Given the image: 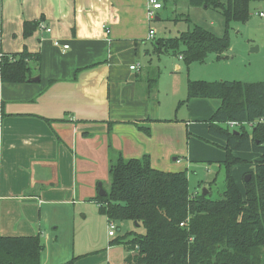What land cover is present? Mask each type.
Listing matches in <instances>:
<instances>
[{
	"label": "crops",
	"instance_id": "obj_1",
	"mask_svg": "<svg viewBox=\"0 0 264 264\" xmlns=\"http://www.w3.org/2000/svg\"><path fill=\"white\" fill-rule=\"evenodd\" d=\"M158 1L161 7L149 19L147 0H0V55L23 47L40 55L39 65L30 63L38 80H0V235L39 234L44 245L40 264H67L74 256L80 257L73 264H109L108 251L95 254L98 236L78 229L86 221L85 202H94L89 199L98 193V181L109 175V163L119 155L129 159L148 154L151 165L165 171L215 157L216 151L192 133L213 138L207 120L220 99L191 98L187 118H159L158 81L149 90L147 78V65L161 56L153 52L158 38L153 23L168 17L162 8L168 5L186 21L197 7L208 8L188 0ZM263 5L252 3L250 16H257ZM33 20L50 31L37 27L24 37L23 22ZM149 29L153 38H148ZM148 44L143 50L148 58L142 61L139 51ZM231 48L230 42L220 56L207 55L202 73L213 78L205 79H230L213 68L228 64ZM176 57L170 62L172 73L180 75L178 87L185 85L186 90L195 63L188 66L186 78L181 56ZM133 63L138 70L129 68ZM139 127H148L149 134ZM197 146L202 152H194ZM257 155L255 162L261 159ZM222 157L217 150L216 158ZM113 236L107 233L104 239Z\"/></svg>",
	"mask_w": 264,
	"mask_h": 264
},
{
	"label": "trees",
	"instance_id": "obj_2",
	"mask_svg": "<svg viewBox=\"0 0 264 264\" xmlns=\"http://www.w3.org/2000/svg\"><path fill=\"white\" fill-rule=\"evenodd\" d=\"M264 0H188L192 6L214 8L223 17V32L218 35L208 28L193 24L174 37H158L155 54L181 56L185 65L202 62L208 54L220 56L230 46L232 22L245 23L251 15V4ZM39 20L24 21L22 34L30 36ZM39 53L26 47L20 52L0 55V80L3 83L31 82ZM149 90L156 80H148ZM217 98L220 105L211 114L208 132L224 142L225 186L222 198L208 197L189 189L186 168L165 171L154 168L148 154L110 161V189L89 200L107 221L131 220L141 225L144 233L128 232L123 242L131 253L130 264H264V124L250 128L229 129V120L253 122L264 114V82L235 80H187L186 97ZM150 120V119H148ZM149 134L148 127H139ZM256 152L250 177L240 190L230 168L243 160L233 153ZM247 174V173H246ZM245 174V175H246ZM244 175V176H245ZM244 180V177H243ZM99 191V190H98ZM182 223V224H181ZM44 245L39 234L28 236L0 235V264H40ZM74 256L67 264H73Z\"/></svg>",
	"mask_w": 264,
	"mask_h": 264
},
{
	"label": "rangeland",
	"instance_id": "obj_3",
	"mask_svg": "<svg viewBox=\"0 0 264 264\" xmlns=\"http://www.w3.org/2000/svg\"><path fill=\"white\" fill-rule=\"evenodd\" d=\"M253 8L255 7L251 6L252 14L254 13ZM164 9H166L168 17L161 18V20L158 22L153 21V24L156 26V34L158 37L177 36L180 32L187 30V28L191 27L193 24L203 25L213 32L223 31V24H221L223 22V19L218 15V10H215L212 7L208 9L197 7L191 13L190 21L183 20L182 15L180 13H177L178 11L176 13L171 12L170 9H168V5L162 8V12ZM250 17L251 18H249L247 23H231L232 27L229 30V37L232 46V55L228 57V64L220 67L219 70L213 68L215 72L222 71L224 75L230 78L227 80L242 82H264V26H261L262 22L260 21H264V19L255 15H252ZM210 21H214V23L211 25ZM149 46L150 45L148 44L145 47L141 48V50L139 51L140 59L142 61H145V59L148 58L147 55H144L143 50L147 49ZM252 47L258 48L255 50L252 49ZM174 58L177 59L176 55L170 52L162 53L160 59H158V56L155 55V57L152 59L153 62H151V65H147L148 67H150L147 78H149V80L155 79L156 81H158L155 96L160 104L158 109L159 118L171 120L177 118L182 120V118H187L184 116L187 112L186 106L190 99L185 103L179 104L181 100L185 99L186 90L185 85H180V88L178 87L180 75L172 73L173 70L171 68L170 62H172ZM192 63L195 64H193L194 66L190 69V76L192 77L191 80L201 79L212 81V79H205L213 78L209 77L212 75H203L202 73V71L207 66L206 64H204L203 62ZM181 64L184 68V76L186 78H190V76L186 75L188 66L190 64L185 65L183 61H181ZM208 71H210L209 68ZM145 76L146 73L144 74V78ZM144 83L146 84L145 80ZM173 96H180L181 99H179V101L177 102V99H175V97L173 99ZM222 126L227 127L224 123L222 124ZM192 134L193 138L199 141L201 145L208 146L209 148L211 147L216 151V153L215 157L211 158L210 160L196 159L189 162V165L186 166V172L189 179V189L191 191L196 189L200 192H202L204 188L207 190L209 189L208 197L212 199H220L222 198V192L225 186V168L224 164L222 163L225 160V151L222 148L224 142L215 137L209 138L197 133ZM217 150L223 154V157L221 159L216 158ZM194 152L202 151L201 148L197 146L195 147ZM204 153H206V151H204ZM233 154L236 157L241 158L243 161L234 164L230 168V173L240 184V186H243V177L245 173H248L253 169L254 162L258 155L254 152L243 151H237ZM172 163L174 164V162L171 160V164ZM171 170H181V167L179 165H175ZM110 183V176L106 173V177L100 179L97 184H100L101 188L104 191L108 192L110 189ZM84 207V212L86 213L87 217L86 221L82 220V225L78 229V231L89 230L98 236L99 239L97 248L99 249L97 252H95V254H101L103 251H108L109 264H130L128 262V259H126L128 250L126 245L123 243L129 238V236H124L128 232L144 233L143 226L135 225L131 220H114L115 236H113L112 238L104 239V234H107L106 232L108 222H106L103 214L98 211L97 204L95 202L86 201ZM98 213L101 214V216ZM99 216L101 218H99ZM100 219L102 220L100 221ZM116 238L122 239L123 242H113ZM104 262L105 261H103L102 263Z\"/></svg>",
	"mask_w": 264,
	"mask_h": 264
},
{
	"label": "built area",
	"instance_id": "obj_4",
	"mask_svg": "<svg viewBox=\"0 0 264 264\" xmlns=\"http://www.w3.org/2000/svg\"><path fill=\"white\" fill-rule=\"evenodd\" d=\"M263 3H264V1H263ZM160 7H161L160 1H158V0H147V11H146L147 17L149 19H154L156 16V10L159 9ZM255 14L257 16H259L260 18L264 19V5L260 9H258L255 12ZM38 27L40 29H45L46 31H50V29L48 27L43 26V23L41 21L38 23ZM103 27L105 28V32H108V29L105 27V25H103ZM154 35H155L154 30L149 29L148 38H153ZM54 44H58V42L54 41ZM67 47H68V45H63V48H67ZM129 68L131 70H138L139 65L137 63H133L129 66ZM224 124L229 129H238L241 126H246V127L250 128L256 124H264V114L261 117L255 119L253 122H239V121H235V120H229V121H226ZM107 228H108V231H107L108 235L113 236L115 234L114 221H108Z\"/></svg>",
	"mask_w": 264,
	"mask_h": 264
},
{
	"label": "water",
	"instance_id": "obj_5",
	"mask_svg": "<svg viewBox=\"0 0 264 264\" xmlns=\"http://www.w3.org/2000/svg\"><path fill=\"white\" fill-rule=\"evenodd\" d=\"M256 49V48H255ZM38 78L39 77H32V81H36V80H38ZM249 177H250V174L249 173H247L245 176H244V181H247L248 179H249ZM99 185V191H98V193L100 194V195H105L106 194V192L100 187V184H98ZM206 191H207V189H203L202 190V193L203 194H205L206 193ZM136 224V223H135Z\"/></svg>",
	"mask_w": 264,
	"mask_h": 264
}]
</instances>
